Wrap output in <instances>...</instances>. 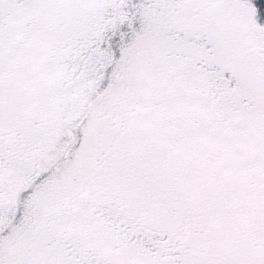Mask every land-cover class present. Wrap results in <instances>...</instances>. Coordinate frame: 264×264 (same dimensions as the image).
<instances>
[{
  "label": "snow or ice",
  "instance_id": "1",
  "mask_svg": "<svg viewBox=\"0 0 264 264\" xmlns=\"http://www.w3.org/2000/svg\"><path fill=\"white\" fill-rule=\"evenodd\" d=\"M0 264H264V0H0Z\"/></svg>",
  "mask_w": 264,
  "mask_h": 264
}]
</instances>
